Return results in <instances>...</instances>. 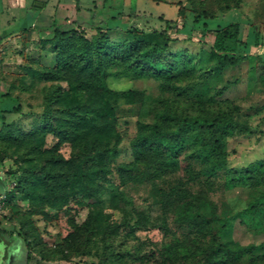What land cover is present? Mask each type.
<instances>
[{
	"label": "rangeland",
	"instance_id": "1",
	"mask_svg": "<svg viewBox=\"0 0 264 264\" xmlns=\"http://www.w3.org/2000/svg\"><path fill=\"white\" fill-rule=\"evenodd\" d=\"M159 16L177 19L176 41L126 32L132 23L160 29ZM0 19L9 24L0 28V176L7 181L0 264H215L211 239L220 219L261 186L210 192L216 217L193 235L177 225L173 207H162L165 181L116 183L114 171L137 163L136 135L173 125L167 114L245 125L225 137V167L264 165V0H0ZM52 21L76 31L67 45L53 46ZM35 22L43 28L28 29ZM227 25L237 30L238 60L221 66L209 46ZM102 82L113 91L111 110ZM113 144L114 157L102 162L110 174L90 178L87 192L81 174L101 165L91 155ZM193 147L177 157L170 179L184 174ZM227 238L256 246L264 231L236 217ZM228 264H264V250Z\"/></svg>",
	"mask_w": 264,
	"mask_h": 264
},
{
	"label": "trees",
	"instance_id": "2",
	"mask_svg": "<svg viewBox=\"0 0 264 264\" xmlns=\"http://www.w3.org/2000/svg\"><path fill=\"white\" fill-rule=\"evenodd\" d=\"M184 15L183 9H178V16ZM164 22L160 29H151L148 32L135 24H128L126 32L134 36L143 34L144 36H158L160 38L176 41L177 37L171 32H177V19H168L159 16ZM52 36L50 37L53 46L60 43L68 44L70 37L76 33L75 30L61 29L55 21H52ZM233 25H227L222 29H217L212 43L209 46V53L216 58L218 65H235L238 57L236 55L237 30L231 29ZM105 36L104 33H102ZM255 45H259L257 35L253 39ZM85 52V50H82ZM102 89L106 96L108 109H112L111 100L113 91L104 82ZM2 95V94H1ZM18 110V106L12 109ZM46 118L49 113H44ZM166 120L172 121L171 124H153L152 128L147 129L136 135L133 140V154L137 160L134 165L117 164L114 171L116 183L124 182L127 176L136 179H160L165 181L162 190V207L171 208L178 213L176 218L177 225L187 234H193L206 228L211 219L216 217V207L208 202V194L217 190L220 186L229 189L234 186H246L251 190L261 186L262 189L252 196V199L242 205L234 214H225L219 221L215 229V236L212 237L211 252L216 255L215 264H228L235 262L246 252H251L253 248H262L264 242L253 246H241L231 238H227L230 232L233 219L241 217L244 223L251 229L264 231V165L253 163L240 170L232 171L225 167L224 145L225 137L239 131H245L247 127L229 118L215 117L211 119L197 118L193 116H179L167 114ZM6 131H9L10 124H4ZM102 128V124L97 125ZM195 142V147L186 155L190 158L182 176L170 179L177 166V157L190 144ZM116 152V145L104 147L103 150L95 151L91 157H96L97 167L86 168L81 176L86 183L85 188L90 193L92 185L88 183L94 175L101 177L110 170L103 167L104 156L113 158ZM90 158L85 156L84 160ZM219 179H221L219 181ZM210 205L208 215L201 211V207ZM193 207L190 214L188 209ZM214 236V235H211ZM26 260L30 261V242L25 241Z\"/></svg>",
	"mask_w": 264,
	"mask_h": 264
},
{
	"label": "crops",
	"instance_id": "3",
	"mask_svg": "<svg viewBox=\"0 0 264 264\" xmlns=\"http://www.w3.org/2000/svg\"><path fill=\"white\" fill-rule=\"evenodd\" d=\"M0 21H1V19H0ZM10 23V22H9ZM52 23V22H51ZM8 25L9 24H7V25H5V26H0V28H1V30L3 31V30H6V28L8 27ZM37 22H35V24H33V26H31L30 28H28V29H31L32 31H34L35 29H42L43 28V26L42 27H37ZM52 28H53V24H52V26H51ZM51 31H52V29H51ZM11 184V183H10ZM10 184H9V186H10ZM6 185H7V181L4 179V178H2L1 176H0V193H2V192H4L5 190H6ZM0 230H1V228H0ZM0 241H2V238L0 237ZM4 242H6V241H4Z\"/></svg>",
	"mask_w": 264,
	"mask_h": 264
},
{
	"label": "built area",
	"instance_id": "4",
	"mask_svg": "<svg viewBox=\"0 0 264 264\" xmlns=\"http://www.w3.org/2000/svg\"><path fill=\"white\" fill-rule=\"evenodd\" d=\"M12 186V183L10 184ZM5 198H6V192L0 193V216L3 214L4 211V203H5Z\"/></svg>",
	"mask_w": 264,
	"mask_h": 264
}]
</instances>
